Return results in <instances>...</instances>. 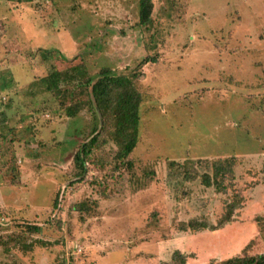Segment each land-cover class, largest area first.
I'll return each mask as SVG.
<instances>
[{"label": "rangeland", "instance_id": "rangeland-1", "mask_svg": "<svg viewBox=\"0 0 264 264\" xmlns=\"http://www.w3.org/2000/svg\"><path fill=\"white\" fill-rule=\"evenodd\" d=\"M152 3L141 26L139 0H0V264H217L264 253V217L241 202L264 182V162L249 164L264 155V0ZM78 64L92 78L138 74L132 170L115 163L104 134L74 177L92 114L68 119L49 94L28 96L32 81ZM225 160L232 174L220 188L202 185ZM80 202L92 211H75ZM236 202L214 231L179 230L216 226Z\"/></svg>", "mask_w": 264, "mask_h": 264}, {"label": "trees", "instance_id": "trees-1", "mask_svg": "<svg viewBox=\"0 0 264 264\" xmlns=\"http://www.w3.org/2000/svg\"><path fill=\"white\" fill-rule=\"evenodd\" d=\"M6 1L20 3L31 0ZM152 11V0H139L138 24L141 26L150 24ZM47 54L44 53L42 55L43 61L50 59ZM145 61L148 60L144 59L142 63H145ZM137 75L133 74L130 77L124 75L116 76L113 75L110 69H102L96 78H92L87 73L85 67L82 64H78L66 68L65 71L52 69L46 76L29 84L28 88L31 91L28 96L36 98L43 94H49L58 107L61 110L63 109L65 117L68 119H72L84 111L92 114L91 124L84 134L83 143L78 147L74 156V162L76 163L74 177L81 178L84 176V172L86 171L85 164L92 151L106 142V140L105 142L101 140V135L104 134L110 138L116 147L114 154L115 163L124 164L128 170H132L134 162L129 157L137 143L138 107L141 102V95L134 85V79ZM6 91L8 92V90ZM97 113L101 119V127L99 126ZM5 121L4 112H0V128L4 127ZM108 128H110V131H108ZM224 162L227 163L224 171L219 166L222 162H215L208 168L210 172H202L200 175L202 185L205 187L213 186L215 189L220 188L222 185V174H232L233 163L231 160H225ZM144 174L148 176L149 173L144 172ZM57 198L58 195L55 198L54 206H56ZM93 205H96V203L93 202ZM237 205L238 202L235 205L228 204L224 218L216 226L209 227L205 222L190 220L186 224L181 223L179 230L196 232L209 228L214 231L231 220L233 210ZM72 208L79 213L88 214L92 211L87 202L77 203ZM26 228L32 233L40 232L38 226L27 225ZM184 263V260L178 262V264ZM217 264H264V253L234 256L224 259Z\"/></svg>", "mask_w": 264, "mask_h": 264}, {"label": "crops", "instance_id": "crops-1", "mask_svg": "<svg viewBox=\"0 0 264 264\" xmlns=\"http://www.w3.org/2000/svg\"><path fill=\"white\" fill-rule=\"evenodd\" d=\"M7 79L8 78H6V81H8ZM1 83H3V81L0 82V85H1ZM238 156L233 155L232 157L237 158ZM253 157L256 159V161L250 160L251 162H249V164H253L255 166H260L264 162V155L261 156L260 158H257L255 156H253ZM253 157H251L250 159H252ZM255 187H256V189H255V192L253 195L254 197L249 198V197L245 196V201L243 198V201H241V202H243V204L242 203L241 204H242L243 208L246 206L245 214L247 216L264 217V182L255 184Z\"/></svg>", "mask_w": 264, "mask_h": 264}]
</instances>
